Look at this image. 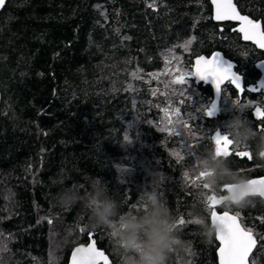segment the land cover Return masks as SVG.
Instances as JSON below:
<instances>
[{
	"label": "trees",
	"instance_id": "obj_1",
	"mask_svg": "<svg viewBox=\"0 0 264 264\" xmlns=\"http://www.w3.org/2000/svg\"><path fill=\"white\" fill-rule=\"evenodd\" d=\"M234 1L264 28V0ZM216 49L234 60L245 92L226 82L218 113L207 116L195 110L209 108L210 84L194 76L182 86L171 81L192 69L195 55ZM262 57L234 22L213 20L210 0H6L0 9V264H67L71 248L89 234L109 264H118L113 235L90 229L81 205L60 206L56 194L67 186L83 194L90 177H101L128 210L156 173L177 221L184 220L178 233L189 242L172 264H218L214 231L192 223L198 213L214 229L206 202L212 193L195 188L202 180L192 168L195 152L188 155L184 144L198 145L200 154L214 151L211 136L227 133L237 114L260 131L254 106L264 105V89H248H255ZM181 87L191 100L179 94ZM237 101L251 107L238 113ZM184 123L195 131L184 129L182 141L170 129ZM229 158L247 178L264 174V160L252 152ZM62 175L67 184L59 182ZM249 201L216 208L239 213L257 241L249 264H264V199Z\"/></svg>",
	"mask_w": 264,
	"mask_h": 264
},
{
	"label": "clouds",
	"instance_id": "obj_2",
	"mask_svg": "<svg viewBox=\"0 0 264 264\" xmlns=\"http://www.w3.org/2000/svg\"><path fill=\"white\" fill-rule=\"evenodd\" d=\"M238 113L245 107L234 105ZM227 133L233 144L242 151L264 160V131H258L253 123L237 114L227 123ZM199 171L206 173L195 188L201 189L207 184L212 190L219 191L224 185H233L224 195V203L243 208L250 202L247 195L233 199L246 186L248 178L233 169L229 157L216 156L212 150L200 155ZM68 177L62 175L59 182L67 184ZM162 176L154 174L150 186L138 190L136 205L128 210L110 191L101 177H90L88 189L81 194L75 187H62L56 194L60 206L72 207L80 204L88 216L90 229H106L113 235L114 252L118 264H172L173 256L180 257L188 249L189 242L184 241L177 229V217L160 191ZM192 223L198 225L206 234L209 229L198 213H193Z\"/></svg>",
	"mask_w": 264,
	"mask_h": 264
},
{
	"label": "snow or ice",
	"instance_id": "obj_3",
	"mask_svg": "<svg viewBox=\"0 0 264 264\" xmlns=\"http://www.w3.org/2000/svg\"><path fill=\"white\" fill-rule=\"evenodd\" d=\"M5 0H0V6H3ZM215 6V19L217 21H229L235 20L239 22L238 31L243 34V39L246 41H252L256 46L264 49V28L258 22H254L249 19L248 16L241 15L233 3V0H212ZM188 43H191L189 41ZM195 76L201 80L207 81L211 78L213 87L217 93L221 92V85L227 81L235 86L239 93H244L245 89L242 86V78L233 70V64L224 60L219 52H214L211 58L205 56H198L195 60V64L192 69L181 72L171 81L174 85L182 86L186 83V78ZM249 92H256V89L250 88ZM181 96H186L184 89H179ZM187 97V96H186ZM187 99L191 100L190 97ZM184 101H181L183 103ZM234 105H239L245 108L251 107V105L242 104L239 101ZM215 103L211 105L207 110L197 108L196 112L203 111L204 115L211 116L215 110ZM179 109H176V113H179ZM197 117L193 116L190 119L195 120ZM254 118L264 124V105L257 104L254 106ZM169 124L172 121L169 120ZM184 129H188L189 132L194 133V129L191 124L184 123L183 128L176 127L170 129V132L176 136H180L183 141ZM260 131H264V126L260 128ZM125 139H128L125 137ZM198 140L199 138L196 137ZM211 140L214 142V152L216 156L229 157L235 154L238 157L251 158L250 151H242L238 146L233 144V141L229 138L228 133L221 134L219 131L214 132L211 136ZM198 145L184 144L186 149L191 150L188 155L195 152V164L192 165L194 171H198V180H203L206 173L199 171L200 168V153L195 151ZM176 155V153H174ZM264 155V154H262ZM183 159V157H180ZM188 173H185L187 177ZM203 189L210 191L212 194L207 195V208L210 212L211 222L214 226L215 239L219 241L218 256L219 264H249V256L253 248L256 246V239L253 231L250 228L244 227L239 219V213L235 215L230 214L229 211H224L222 214L216 211V206L224 204V192L230 191L231 186H224L220 189L218 195L216 191L212 190L207 184L201 185ZM260 195L264 196V178L261 179H248L245 188L233 199H240L247 195ZM177 224L183 225L184 220L180 219ZM83 231V229H81ZM90 238H91V234ZM72 264H109L108 256L100 251L96 246V241L92 240L86 246L82 245L75 248L72 254Z\"/></svg>",
	"mask_w": 264,
	"mask_h": 264
},
{
	"label": "water",
	"instance_id": "obj_4",
	"mask_svg": "<svg viewBox=\"0 0 264 264\" xmlns=\"http://www.w3.org/2000/svg\"><path fill=\"white\" fill-rule=\"evenodd\" d=\"M5 2H6V0H5ZM5 2H4V4H5ZM210 3H211V6H212V18H213L214 21H217V20L215 19V6H214L212 0H210ZM233 3L235 4V6H236V8H237V11H238L241 15L248 16V18L251 19V18L249 17L248 14L243 13V12L240 11V9L238 8V6L236 5V3H235L234 0H233ZM4 4H3V6H4ZM3 6H0V9H1ZM229 21L235 23V28H236V30L238 31V29H239V22H238V21H235V20H229ZM253 21H254V22H258V23H260L259 20H253ZM217 22H225V21H217ZM260 24H261V23H260ZM238 32H239V31H238ZM239 33H240V32H239ZM240 35H241L242 40H244V39H243V34L240 33ZM244 41H246V40H244ZM249 42H250L251 44H253L256 48H258V49H260V50H262V51L264 52V49H261V48H259L258 46H256V45L254 44V42H252V41H249ZM214 52H219L220 55H221V57H222L224 60H227L228 62H230V63L233 64V70H234L237 74H239V75L241 76V78H242V86H243V77H242V74H240L238 71H236L234 60H232V59H230L229 57H227L226 55H224V53H223L221 50H218V49L213 50V51H212L210 54H208V55L205 54V53H201V54H197V55H195V56L193 57L192 68H193V66H194V64H195V60L197 59L198 56H205V57L211 58V56H212V54H213ZM255 67H256L257 70L259 71V75H258L257 79L255 80V89H256V91L263 90V89H264V57H262L261 59H259V60L255 63ZM194 78H195V80L198 81V82H204V83L210 84V85L212 86V92H213V95H212V99H211V101H210V103H209V108L211 107V105H212L213 103H215V106H216V107H215V110H214L213 114L216 115V114L218 113V111H219V101H220V97H221V92H220V93H217V92H216V90H215V88L213 87V84H212V82H211V78H209L207 81H205V80H201V79H199V78H197V77H195V76H194ZM226 82H227V81H225L223 84H225ZM223 84H222V85H223ZM222 85H221V87H222ZM233 86H234V85H233ZM234 87H235V86H234ZM261 178H264V174L257 175V176H253V177H250V178H248V179H261ZM227 186H231V188L234 187L233 185H229V184H227ZM256 195H258V194H256ZM259 196H260V195H259ZM260 197H261V198H264V196H260ZM216 211H217L218 213H221V214H222L224 211H229V210H218V209L216 208ZM229 212H230V214L235 215V213H233V212H231V211H229ZM209 219H210V222H211V216H210V215H209ZM211 225H212V222H211ZM242 225H243V224H242ZM212 226H213V225H212ZM213 227H214V226H213ZM254 237H255V236H254ZM92 240H95V239L91 236V238L89 237V239H88V241H87L86 243H78V244L74 245V246L71 248L70 252H69L68 260H67V264H72V254H73V251L75 250V248L80 247V246H82V245H85V246H86V245H87L88 243H90ZM95 241H96V240H95ZM96 246H97V248H98L100 251H103V252L105 253L104 249L101 248V247H99V246L97 245V243H96ZM218 247H219V241H218ZM218 247H217V249H216V255H217V261H218V264H219Z\"/></svg>",
	"mask_w": 264,
	"mask_h": 264
},
{
	"label": "flooded vegetation",
	"instance_id": "obj_5",
	"mask_svg": "<svg viewBox=\"0 0 264 264\" xmlns=\"http://www.w3.org/2000/svg\"><path fill=\"white\" fill-rule=\"evenodd\" d=\"M220 102V101H219ZM264 199V198H263Z\"/></svg>",
	"mask_w": 264,
	"mask_h": 264
}]
</instances>
